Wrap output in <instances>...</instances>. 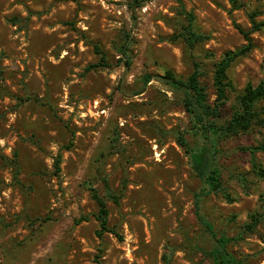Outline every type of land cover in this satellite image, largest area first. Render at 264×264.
Segmentation results:
<instances>
[{"label":"rangeland","instance_id":"rangeland-1","mask_svg":"<svg viewBox=\"0 0 264 264\" xmlns=\"http://www.w3.org/2000/svg\"><path fill=\"white\" fill-rule=\"evenodd\" d=\"M138 1L0 0V264H212L202 249L214 241L195 215L202 184L176 137L191 147L202 140L185 134L189 116L161 77L172 70L187 79L198 63L213 102L216 66L248 44L237 26L251 30V16L264 22V0H236L239 9L231 0ZM182 6L209 36L193 51L176 37L186 24ZM126 33L134 39L130 68L119 62ZM251 39L252 50L229 70L233 90L221 122L246 86L264 79V29ZM95 47L110 66L88 71L99 62ZM147 74L154 79L136 95ZM259 108L264 116V100ZM262 142L264 129L254 127L219 145L234 201L212 194L202 202L219 235L236 236L264 210V181L242 150ZM258 159L264 166V153ZM91 189L107 200L122 240L98 236ZM229 250L264 264V222Z\"/></svg>","mask_w":264,"mask_h":264},{"label":"trees","instance_id":"trees-1","mask_svg":"<svg viewBox=\"0 0 264 264\" xmlns=\"http://www.w3.org/2000/svg\"><path fill=\"white\" fill-rule=\"evenodd\" d=\"M231 1L235 9H239L236 6L237 1ZM135 3L138 7L142 5V2L138 0H135ZM182 14L186 18V24L181 26L180 32L176 37L184 40L189 50L193 51L198 44L207 41L209 36L199 33L195 29V15L192 12H187L184 6H182ZM250 19L253 25L251 30L246 31L241 26H237V29L244 36L248 44L237 50L226 52L216 66L213 77L216 98L213 102H211L207 89L201 82L203 74L201 66L198 63H195V69L187 79L178 77L172 70H166L164 76L161 77L163 83L170 88L171 92L181 97L180 103L183 105L190 120L189 130L185 134L190 133L193 136L200 137L202 140L201 145L191 147L185 135L177 134L176 137L178 143L186 147L190 155L192 170L202 184L201 190L195 195V215L204 233L214 241L210 250L202 249V253L212 264H247L244 259H240L236 254L231 252L229 246L242 241L247 233H254L258 226L264 222V210H257L250 215V222L246 223L243 230L236 236L219 235L215 230L214 224L202 208L203 199L212 194L222 195L230 202L234 201L224 187L222 180V171L218 162L219 145L230 138L246 134L254 127L264 129V116L261 114L259 108V104L264 100V79L258 85L248 84L244 91L237 96L236 102L232 107L231 118L227 122H221L222 110L229 101V93L233 90V85L228 76L229 70L237 60L245 57L252 50L254 45L251 34L264 29V22L258 23L252 16ZM133 43L134 39L132 36L126 33L122 44L118 48L121 56L119 62L125 63L128 68L133 63L131 56ZM95 50L99 55V62L89 66L88 71L110 66L102 50L99 47H95ZM142 79L143 87L136 95H141L145 92L146 87L152 82L154 76L147 74ZM67 149H70V146ZM242 150L250 156V164L254 177L259 181H264V166L258 159V154L264 153V142L259 145L245 147ZM60 163L61 157L59 156L56 161L58 171L60 170ZM237 179L247 189V176L240 174L237 176ZM104 183L107 185L106 180H104ZM108 191L109 197L113 199V202L119 204V198L114 197L111 190ZM91 192L93 199L98 205V213L95 215L100 226L98 236L102 237L104 234L110 233L122 240V236L109 225L107 200L100 196L97 190L91 189ZM261 203L264 209V192L261 195ZM81 221L88 220L84 218ZM97 264L102 263L98 260Z\"/></svg>","mask_w":264,"mask_h":264}]
</instances>
